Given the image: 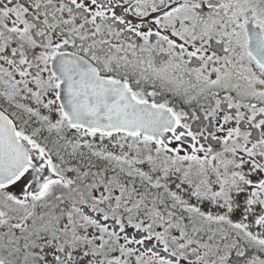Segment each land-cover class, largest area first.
<instances>
[{
	"label": "snow or ice",
	"instance_id": "1",
	"mask_svg": "<svg viewBox=\"0 0 264 264\" xmlns=\"http://www.w3.org/2000/svg\"><path fill=\"white\" fill-rule=\"evenodd\" d=\"M0 264H264V0H0Z\"/></svg>",
	"mask_w": 264,
	"mask_h": 264
}]
</instances>
